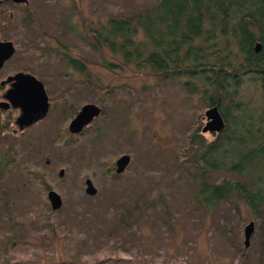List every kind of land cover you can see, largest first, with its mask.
<instances>
[{"label":"rangeland","instance_id":"374dc122","mask_svg":"<svg viewBox=\"0 0 264 264\" xmlns=\"http://www.w3.org/2000/svg\"><path fill=\"white\" fill-rule=\"evenodd\" d=\"M160 1L28 0L1 9L0 40L13 41L17 51L0 80L31 74L53 104L24 134L15 132L19 112L0 115V264H264V206L259 216L244 202L207 208L200 195L202 186L225 179L264 192V74L253 71L258 57L264 66V26L254 28L263 48L257 53L255 45L252 55L247 38L234 31L224 36L223 26L217 30L205 20V40L197 47L208 65L228 73L216 95L204 82L195 86L186 76L126 65L97 43L109 19L135 18ZM138 39L144 40L140 29ZM205 88L211 93L192 94ZM214 95L227 128L221 151L211 164L182 159L189 135L205 127ZM103 103L106 114L84 137H61L84 105ZM203 135L208 143L218 138ZM253 149L233 169L239 154ZM124 155L131 163L118 175L116 162ZM87 179L96 196L86 193ZM51 190L63 200L53 213ZM250 222L255 232L247 248Z\"/></svg>","mask_w":264,"mask_h":264},{"label":"trees","instance_id":"16d2710c","mask_svg":"<svg viewBox=\"0 0 264 264\" xmlns=\"http://www.w3.org/2000/svg\"><path fill=\"white\" fill-rule=\"evenodd\" d=\"M207 19L213 26H217L215 27L217 30L219 26H223L221 34L224 36H227L229 31H234L240 35V38H247L249 52L255 55L254 50L258 38L254 28L264 26V0H161L156 7L140 13L135 18L109 19L106 23L107 28H102V33L107 32V36L103 37L100 33L96 39L97 43L108 48L111 54L119 55L126 65L131 63H136L137 66L144 65L165 76L171 75V73L177 78L186 76L192 80L195 86L198 85V80L206 83L205 86L208 84V87H216L214 94L217 95V93H222L223 88L220 84L227 80L228 73L224 70L223 65L219 70L215 69L214 65H208L206 62L208 57L202 54L201 46L197 47L199 41L205 40L202 37V26ZM139 29L144 35V40L138 39ZM97 47L98 45H96ZM260 58L258 57L257 64L255 62V66L253 65V71L264 74V66L262 67ZM69 63L76 71L87 72L81 62L70 60ZM104 91L105 89H102V92ZM207 91L211 93V89L208 90V88H205L204 91L191 92L192 94H207ZM214 97L216 99H210V106L219 104L217 97L215 95ZM226 129L222 133L216 134L218 138L211 143H208L203 135V129H196L189 135L187 145L180 157L185 160L189 157L194 160L201 157L200 159L207 164H211L210 160L217 156L218 151H221L219 145L223 143V138H227ZM64 132L68 133V136L70 135L67 128ZM260 136L262 135L253 137L257 140ZM63 141L68 140L64 138ZM236 145L238 147L234 151L238 153L239 147L243 144ZM261 148L264 150V147ZM254 151L253 149L247 151L246 154H239L241 161L238 166L233 165V169H238L242 163L245 164L246 159L253 156ZM252 159L254 158L252 157ZM259 165L262 169L264 162ZM114 170L115 163L107 169V172L112 175ZM258 172L260 173L259 168ZM200 195L205 206L208 205L207 208L218 202H244L255 215L259 216L261 207L264 206L263 191H253L242 183L228 179L223 180L220 184L202 186ZM49 212L56 211L50 208ZM57 233L64 235L68 232L58 231Z\"/></svg>","mask_w":264,"mask_h":264},{"label":"water","instance_id":"95a60500","mask_svg":"<svg viewBox=\"0 0 264 264\" xmlns=\"http://www.w3.org/2000/svg\"><path fill=\"white\" fill-rule=\"evenodd\" d=\"M15 4H27L28 0H10ZM3 0H0V10ZM260 43L256 44V52L262 50ZM15 53V47L11 42L0 41V69L5 61L9 60ZM12 88L7 93V98L16 108L21 109V115L17 120V124L21 130L30 128L36 123L45 119L50 110L49 96L44 84L36 77L28 74L20 73L12 78H9L6 83H11ZM101 113V108L95 104L85 105L77 117L70 123L69 131L72 134H80L85 127L89 126L95 118ZM207 123L203 128V133L220 134L226 128L225 121L217 106L210 107L205 114ZM131 163V156L124 155L116 162V173L123 174ZM64 170L60 171V176L63 177ZM86 193L89 196H96L98 190L90 179L86 180ZM51 208L58 211L63 207L61 196L51 190L47 194ZM245 246L248 248L251 244V239L255 232V223L250 222L245 228Z\"/></svg>","mask_w":264,"mask_h":264},{"label":"flooded vegetation","instance_id":"af4514ba","mask_svg":"<svg viewBox=\"0 0 264 264\" xmlns=\"http://www.w3.org/2000/svg\"><path fill=\"white\" fill-rule=\"evenodd\" d=\"M6 3H11V4H14V5H19V4H15V3H13L12 1H10V0H3V3H2V7H1V9L3 8V6L6 4ZM29 3V2H28ZM27 3V4H28ZM26 4V5H27ZM1 11V10H0ZM102 36L104 37V33L102 34ZM0 41H2V42H11V43H13V45H14V47H15V53L13 54V56L9 59V60H7V61H5V63H4V65H3V67L0 69V73L2 72L1 70H3L4 69V67L6 66V64L15 56V54H16V51H17V45L13 42V41H10V40H0ZM257 44V43H256ZM261 52V51H260ZM20 73H23V74H26V73H24V72H19V73H14V74H12V75H8V76H6V77H3L4 79H2V80H0V115H3V114H6V113H9V114H11V116H12V113H14V112H16V113H18L19 112V115H17L16 116V118H15V125L18 127V130H16L15 132H20L21 134H24L25 132H27V131H30V129L33 127V126H35V125H37V124H39V122L38 123H36L35 125H33L32 127H30V128H25L24 130H21L20 128H19V126H18V124H17V120H18V118L20 117V115H21V109L20 108H16V107H14L13 105H12V103L9 101V99L7 98V93H8V91L12 88V85L14 84L13 82H11V83H6L7 82V80L9 79V78H12V77H14V76H16V75H18V74H20ZM28 75H31V74H28ZM33 76V75H32ZM35 77V76H34ZM102 94L104 95V96H108V92L107 91H104V92H102ZM49 102H50V98H49ZM52 104L53 103H51L50 102V109H51V107H52ZM103 105V107H101V113H100V115L97 117V118H99L100 116H104L105 114H106V105L103 103L102 104ZM85 106V105H84ZM83 106V107H84ZM212 106H216V105H212ZM212 106H210L209 105V108L210 107H212ZM82 107V108H83ZM105 107V108H104ZM81 108V109H82ZM81 109L75 114V116H73V118H72V120L69 122V124L66 126V127H64L62 130H61V137H67L68 138V136H66L68 133H66V132H64V130H65V128H67L68 129V132L70 133V135L72 136V137H75L76 139H78V138H81L82 136L84 137V135H85V133L87 134L88 132H90L92 129H93V126H94V123H95V121H96V119L97 118H95V120L89 125V126H87V127H85V129L83 130V132L82 133H80V134H72L70 131H69V126H70V123L77 117V115L79 114V112L81 111ZM49 112H50V110H49ZM48 115H49V113H48ZM48 115H47V117H48ZM46 117V118H47ZM13 118V117H12ZM45 118V119H46ZM45 119H43V120H45ZM12 120H14V119H12ZM42 120V121H43ZM41 122V121H40ZM7 126V125H6ZM66 135H65V134ZM69 135V136H70ZM214 135H216V134H214ZM86 182V181H85ZM51 206V205H50Z\"/></svg>","mask_w":264,"mask_h":264}]
</instances>
